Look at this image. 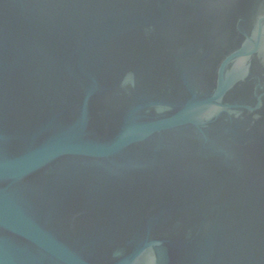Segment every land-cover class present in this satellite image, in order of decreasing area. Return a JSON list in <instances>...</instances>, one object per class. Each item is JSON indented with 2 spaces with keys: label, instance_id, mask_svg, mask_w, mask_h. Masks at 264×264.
I'll list each match as a JSON object with an SVG mask.
<instances>
[{
  "label": "water",
  "instance_id": "95a60500",
  "mask_svg": "<svg viewBox=\"0 0 264 264\" xmlns=\"http://www.w3.org/2000/svg\"><path fill=\"white\" fill-rule=\"evenodd\" d=\"M0 264H264V0H0Z\"/></svg>",
  "mask_w": 264,
  "mask_h": 264
}]
</instances>
